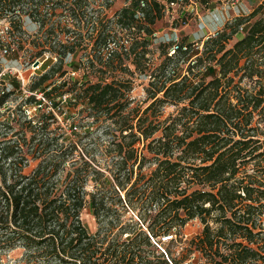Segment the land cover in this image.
<instances>
[{"label":"trees","instance_id":"trees-1","mask_svg":"<svg viewBox=\"0 0 264 264\" xmlns=\"http://www.w3.org/2000/svg\"><path fill=\"white\" fill-rule=\"evenodd\" d=\"M117 1L0 0V51L16 45L26 65L49 62L25 104L44 93L78 117L68 134L53 111L2 113L14 93L0 80V130L20 136L0 141V264H264V0L200 42L155 36L178 0H125L103 14ZM156 41L163 59L152 70ZM150 71V104L135 106L121 73ZM194 220L203 231L186 239Z\"/></svg>","mask_w":264,"mask_h":264},{"label":"rangeland","instance_id":"rangeland-1","mask_svg":"<svg viewBox=\"0 0 264 264\" xmlns=\"http://www.w3.org/2000/svg\"><path fill=\"white\" fill-rule=\"evenodd\" d=\"M193 1H195V0H189V1L188 0H178L177 3L176 2L170 3V5L167 4L166 15L162 21L157 23V26H156V31H157L156 34L157 35H155V36L162 37L165 39L167 37V39H166L167 41L170 40V37H173L175 39H178V38L182 39L183 37H189L190 35H193L194 36L193 38H197V37H195V33H197V31H184L185 30L184 26H186V24L183 26H174L175 25L174 23L178 22L177 19H179L180 14H182V13H184V14L188 13L191 15V17L194 18L195 15H197V17H198L201 13H203L207 10L202 6L201 8H199V11L197 14L192 13L191 9H190V4ZM213 1L216 3L219 2V0H213ZM220 1H221V4H216L215 6H226V7L230 6L231 7L233 5H237L239 2H242L243 0H220ZM252 1H254V4H255L254 9H256L262 3L263 0H252ZM124 5H125V0H118L111 11L105 10L103 12V14H109V17H112L114 15V13L117 10H119L120 8H122ZM91 7L96 9L98 6L96 4H92ZM254 9H253V11H254ZM192 20H190V21H192ZM230 20H232V19H230ZM180 22L181 21H179V23ZM25 25H26V28L29 30L28 31L29 35L35 34L37 32L36 31L37 28L31 22L26 21ZM2 26L7 28L8 24L6 22H2ZM5 32L6 31H1L2 34H5ZM62 32L63 31H56V33L60 35L58 37V40L65 39ZM83 33L86 34V31H83ZM16 35L18 36V33ZM25 39H26V37H25ZM164 42L166 43V41H164ZM198 42H200V41H198ZM202 45L203 44H199V50L200 51L203 47ZM158 46H159V41H156L155 45L153 47H151L152 52L150 54H148V56H147V62H149V64L151 65L152 70H154L155 66L157 64H159L163 59L162 56L160 55V52L158 51V48H157ZM16 49H17L16 45H11V49L8 50L7 54L5 53L6 48L3 49L2 51H0V80H1V82L4 80L5 81L4 85L8 89V91H12L14 93L10 97L9 101L7 103H5L1 112L2 113L7 112V109H9V108H10V110H13L14 108H16L19 105L22 106L26 115H28L30 117L37 115L42 110L43 111H53L54 113L57 114L56 116H57V119L60 123L59 125H60V127H62L63 131L67 132L68 134H71L72 133L71 130L73 129L71 127V125L74 124V122L76 121L75 119L78 118V117H74L71 110L65 109L64 115H60L61 110L55 111V109L52 108L50 99L47 98L44 93L38 94V99L41 100V104H38L37 102L36 103L34 102L30 105L25 104L27 97L31 96V94L28 91L29 85L35 79V77L37 75L42 74L43 71H45V69H47V67L49 66V62L47 61V59H43L38 66H34L35 63H33L31 65H26L24 63L23 58H19V57L17 58V56H14V51H16ZM172 49H173V47L171 48V51H172ZM20 55H22V54H20ZM77 60H78V58L72 59V62L75 63V61H77ZM65 69L70 72V73H68V76L73 77V78L78 79V80H80L82 78V76L84 75L83 70L78 71V72H76V71L72 72V67L70 66V63H68V65H66ZM151 72L152 71H150V73H148V75H140L138 72H134L132 74L125 73V72L121 73V78L130 79L132 81V90L130 92V96H131V99H133V102H134L133 105L142 106L143 108H145L150 104V101L147 98L148 94L146 92V88H147L148 83H149ZM66 99H71V97H69V96H63L62 97L63 102H61V105H60L61 109L67 107L66 103H64ZM58 100H59V98H58ZM174 110H175V107H173V106H167L164 109L166 115H169ZM7 113H9V112H7ZM74 113H75V111H74ZM86 120H88V119H86ZM86 120H83L84 124L86 123ZM55 128H57L56 125L54 126L53 129H55ZM16 132H17V129L7 131V134H5L6 133L5 130H0V141L5 140V139L8 140L11 137H14V138L20 137L19 135L16 136ZM85 141H87V142H85ZM84 143H88V140H84ZM138 148L143 153H146L149 158L152 157V154H149L148 151L144 149L143 145L138 146ZM24 151L25 152L27 151L26 148H24ZM30 158H31V156H30ZM100 159L104 160L102 162L103 165L105 163L106 164L110 163L113 160V158L109 157V156L108 157L107 156H101ZM35 165H36V163L31 162L30 167L28 169L26 168V172L29 173L35 167ZM153 165H155V164L153 163ZM88 189L91 190L92 186H88ZM83 220H84V223L88 226V229L90 232H92V233L97 232L98 224L96 222V219L93 217V215L89 211H86V210L84 211ZM202 231H203L202 224L198 220H194V221L189 222L184 227L183 234H184L186 239H190V238H193V237L199 235ZM163 243H165V244L164 245L157 244V243H155V244H156V246L159 247L160 250L170 248V239L167 241H166V239H164ZM22 254H23V251L21 249H18V250H15V251L9 253L7 255L6 259H10L11 261H16V260L20 259Z\"/></svg>","mask_w":264,"mask_h":264},{"label":"crops","instance_id":"crops-1","mask_svg":"<svg viewBox=\"0 0 264 264\" xmlns=\"http://www.w3.org/2000/svg\"><path fill=\"white\" fill-rule=\"evenodd\" d=\"M254 6L255 4L252 0H243L231 7L212 5L211 8L201 13L198 17L195 16L192 21L186 24L184 31H197L195 33L197 38H193V35H188L191 42L205 40L207 37L215 35L222 30L230 19L249 15L253 11Z\"/></svg>","mask_w":264,"mask_h":264},{"label":"built area","instance_id":"built-area-1","mask_svg":"<svg viewBox=\"0 0 264 264\" xmlns=\"http://www.w3.org/2000/svg\"><path fill=\"white\" fill-rule=\"evenodd\" d=\"M202 7V4H201V2H200V0H195V1H193L191 4H190V9H191V12L192 13H198V11H199V8H201ZM241 31H243V29L241 28ZM155 35H157V34H155ZM210 37V36H209ZM209 37H207V39H209ZM175 49H176V46H174L173 47V49H172V51H171V54L172 53H174L175 52ZM5 53L7 54L8 53V50L6 49V51H5ZM51 105H52V103H51ZM53 108V107H52ZM164 239H166V241L167 240H171L172 239V236H168V237H165ZM163 239V240H164Z\"/></svg>","mask_w":264,"mask_h":264},{"label":"water","instance_id":"water-1","mask_svg":"<svg viewBox=\"0 0 264 264\" xmlns=\"http://www.w3.org/2000/svg\"><path fill=\"white\" fill-rule=\"evenodd\" d=\"M40 64L39 61L35 62L34 66H38Z\"/></svg>","mask_w":264,"mask_h":264}]
</instances>
